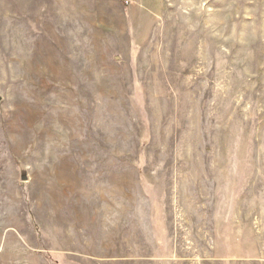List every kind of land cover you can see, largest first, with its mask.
I'll return each instance as SVG.
<instances>
[{
  "label": "rangeland",
  "instance_id": "374dc122",
  "mask_svg": "<svg viewBox=\"0 0 264 264\" xmlns=\"http://www.w3.org/2000/svg\"><path fill=\"white\" fill-rule=\"evenodd\" d=\"M0 264H264V0H0Z\"/></svg>",
  "mask_w": 264,
  "mask_h": 264
}]
</instances>
